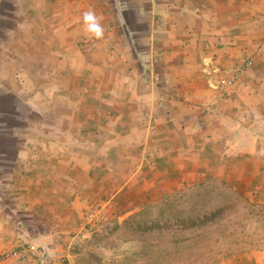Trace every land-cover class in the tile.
<instances>
[{"label": "crops", "instance_id": "1", "mask_svg": "<svg viewBox=\"0 0 264 264\" xmlns=\"http://www.w3.org/2000/svg\"><path fill=\"white\" fill-rule=\"evenodd\" d=\"M90 9L103 39L85 32ZM209 53L244 69L226 92L202 72ZM224 156L254 159L243 170L264 191V0H0V254L59 257L109 188L197 178Z\"/></svg>", "mask_w": 264, "mask_h": 264}, {"label": "rangeland", "instance_id": "2", "mask_svg": "<svg viewBox=\"0 0 264 264\" xmlns=\"http://www.w3.org/2000/svg\"><path fill=\"white\" fill-rule=\"evenodd\" d=\"M247 162L255 160L214 158L197 178L187 170L134 176L137 184L120 198L113 200L109 188L90 202L62 239L59 257L36 246L64 264L70 253L78 264H264V191L252 168L243 170ZM214 211L215 221L192 225Z\"/></svg>", "mask_w": 264, "mask_h": 264}, {"label": "built area", "instance_id": "3", "mask_svg": "<svg viewBox=\"0 0 264 264\" xmlns=\"http://www.w3.org/2000/svg\"><path fill=\"white\" fill-rule=\"evenodd\" d=\"M253 60H246L244 67H251ZM201 69L208 85L221 92H226L234 86L242 76L244 69L231 70L224 66L216 54H206L202 60ZM55 255L50 251L33 245L30 242H21L13 248L4 250L0 254V264L13 261L15 264H54Z\"/></svg>", "mask_w": 264, "mask_h": 264}, {"label": "clouds", "instance_id": "4", "mask_svg": "<svg viewBox=\"0 0 264 264\" xmlns=\"http://www.w3.org/2000/svg\"><path fill=\"white\" fill-rule=\"evenodd\" d=\"M101 21L102 17L98 16L94 10L90 9L83 13L85 32L97 40L103 39L105 36V29Z\"/></svg>", "mask_w": 264, "mask_h": 264}, {"label": "trees", "instance_id": "5", "mask_svg": "<svg viewBox=\"0 0 264 264\" xmlns=\"http://www.w3.org/2000/svg\"><path fill=\"white\" fill-rule=\"evenodd\" d=\"M217 217V211L214 212H206L203 217L199 218V219H192V225L193 226H205L213 221L216 220Z\"/></svg>", "mask_w": 264, "mask_h": 264}]
</instances>
